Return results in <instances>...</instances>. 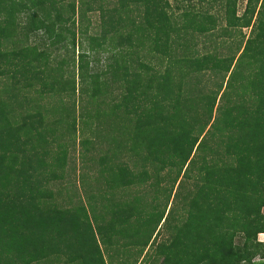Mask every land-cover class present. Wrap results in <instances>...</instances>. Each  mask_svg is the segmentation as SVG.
I'll return each instance as SVG.
<instances>
[{
  "label": "trees",
  "instance_id": "1",
  "mask_svg": "<svg viewBox=\"0 0 264 264\" xmlns=\"http://www.w3.org/2000/svg\"><path fill=\"white\" fill-rule=\"evenodd\" d=\"M170 1L0 0V264H106L102 245L108 264L116 252V264H134L133 247L147 245L179 177L181 212H166L165 224L171 213L177 221L155 264L264 258V98L246 97L264 77V0H245L240 14L238 0ZM91 11L100 30L89 35ZM96 49L108 54L95 70ZM151 53L153 67L139 58ZM204 71L217 79L212 88ZM75 139L109 200L106 222L92 193L86 204L49 186ZM143 183L150 200L164 194L163 206L127 196Z\"/></svg>",
  "mask_w": 264,
  "mask_h": 264
},
{
  "label": "rangeland",
  "instance_id": "2",
  "mask_svg": "<svg viewBox=\"0 0 264 264\" xmlns=\"http://www.w3.org/2000/svg\"><path fill=\"white\" fill-rule=\"evenodd\" d=\"M171 4H172V0L170 1ZM65 3V1H64ZM63 3V4H64ZM77 3V1H76ZM244 4H245V0H238V11L237 13L240 14L244 8ZM86 19L87 21L85 23L88 24L87 26V34L91 35L92 33H98V31L100 30L99 28V15H98V12L97 11H91V12H87L86 13ZM19 20H21L22 18H18ZM223 26V22H220L219 23V28ZM242 32L244 33V36L246 37L248 35V32H249V28H242L241 29ZM199 49H202L204 46H202V43H199L198 45ZM76 52H77V48H75ZM206 50V49H204ZM107 52H104V50L102 49H96V52L94 53H91L90 55V58H94V60L92 61V63L90 65H93L95 70L96 69H102L104 64L106 63V56H107ZM63 56V55H62ZM140 61H142L143 63L147 64V65H150V66H154L155 64V60L154 58L152 57V53L150 55H141L140 57ZM165 61V59H164ZM264 63V62H263ZM263 74H264V68H263ZM257 83L256 84H251L248 86V88L251 90H253V93L249 92V95H247V101L250 103V105H252V103L258 101V96H257V92L260 93V95H262V98H264V77H261V74L258 73L257 74ZM78 79L76 78V81ZM217 79L212 76V74L208 73V71H204V74L201 75V84L205 85L207 88L208 87H211L213 86V82H215ZM253 80V79H252ZM77 83V86H78V81L76 82ZM222 86L224 87L225 86V83L222 84ZM111 92V91H110ZM113 96L116 95V90H113ZM228 95V92L225 91L224 92V97H226ZM219 96V95H218ZM218 96L216 97V101H215V104H214V110H213V116H215L216 114V111H217V107L219 105H221L222 101L218 98ZM80 99L75 98V103H76V111H75V114L78 115V112H80V107L77 106L78 105H81L80 104ZM83 101H81L82 103ZM79 125V127H81L80 124H77V126ZM79 138V137H78ZM71 142V141H70ZM98 144H96V147H100L101 149H104L106 147V143L105 142H97ZM68 157H67V165H66V168H65V173H64V176L62 177L61 180H52L50 181L49 183V186L53 189V191H57L58 189H60V196L59 198L62 199V197L64 196L65 192H66V188L74 190V192L76 193V196L79 198H81L83 200V202H85L87 204V198L86 196H88V193H92V197H91V201H93V203L96 204V207H95V213L99 215H101L100 219H102L104 222H106V217H107V213H108V209L110 207L109 203H108V199H105L103 196H101V194L103 193V190L101 189H97L94 190V185L96 184L97 185V180H96V177H97V174H96V166L94 168V166H92V164H94L92 161H89V160H82L81 159V144L79 143L78 139L72 143H70L69 145V149H68ZM87 158V157H86ZM125 161L127 160L129 163V165L131 166L132 165V159H124ZM165 171V170H164ZM162 171V172H164ZM83 176V177H82ZM83 178V183L80 181V178ZM181 177H179L177 179V181H179ZM86 180V181H85ZM84 181L86 182V184H84ZM101 181L102 180H98V182L101 184ZM150 180H148L149 182ZM177 181L176 183L173 185L172 189H171V192H170V196H169V199H168V202H167V205L165 207V213L169 210V209H172V212L173 211H180L179 208L181 207L180 206V200L179 198H172L173 197V193H175L176 191V185H177ZM190 181V180H189ZM188 181V182H189ZM187 182V183H188ZM162 186H166V183L165 182H162V185L160 188H163ZM127 191H125V193H127V196L128 194L131 195V194H138V195H142L144 200L146 201H151L152 202H156L158 203L159 202V207L163 206L164 204V199H163V193H160L158 194V198H156V200H150L153 192H152V189L150 187H147V184L146 183H143L142 185H135V186H130L129 188L125 189ZM79 198V199H80ZM123 198V196H122ZM146 201H142V203L144 204L143 207L145 206V204H148V202ZM146 202V203H145ZM155 204V203H154ZM143 207L138 204V208L140 209H143ZM154 209V208H153ZM156 209H157V206H156ZM149 210V209H148ZM175 212V213H178ZM156 210L154 209V212H151V213H155ZM263 212H264V208H263ZM176 214L174 213H171L169 214L168 216V220H167V223H166V227L167 225L170 227L173 223H176L175 220V216ZM144 215H141L140 219H144L146 218V221H149V219L151 220L152 217H151V214L148 213L147 215H145V217H143ZM138 218V217H137ZM101 220V221H102ZM140 220V221H141ZM192 222L193 220L191 218H184L182 219L180 222H181V229H184L186 227V224L188 225L189 222ZM103 222V223H104ZM135 222L137 223V219L135 220ZM102 223V224H103ZM101 224V223H100ZM203 226H200L199 230L201 231L203 228ZM118 228L122 231L124 230L121 226H118ZM166 229V228H165ZM131 232V230H130ZM168 232L169 231H166V230H163V233L161 235L160 238H162L163 236L165 235H168ZM185 232V230L183 231V233ZM181 233V234H183ZM183 236L185 237V234H183ZM158 238V240L160 239ZM256 240H259V241H264V233H258L257 236H256ZM127 242L124 243V245H126ZM126 249V247H124ZM176 251V250H175ZM106 255V254H104ZM118 252H116L115 254L112 255L111 257V261L112 263L114 262V264L117 263V257H118ZM255 262L257 264H264V258L262 260H257L255 258ZM111 263V264H112ZM54 264H58L57 262H54ZM64 264V263H63ZM65 264H68V263H65Z\"/></svg>",
  "mask_w": 264,
  "mask_h": 264
},
{
  "label": "crops",
  "instance_id": "3",
  "mask_svg": "<svg viewBox=\"0 0 264 264\" xmlns=\"http://www.w3.org/2000/svg\"><path fill=\"white\" fill-rule=\"evenodd\" d=\"M166 213L163 214L162 219H160V221L158 222V224L156 225L155 229L152 231L150 238L148 240L147 245L142 249V251L140 252V248L139 246H135L133 247V256H131L130 259H128L130 262L134 261V264H155V259L158 258L157 260L160 261L162 259V256H156L155 254V249L156 246L159 245V243L165 239L168 235L163 236L162 238L161 235L163 233V230L168 231V227H166V224L164 223V217H165ZM166 228V229H165ZM158 238H160L158 240ZM127 241V239H126ZM121 239H118L117 243L115 244V247L118 249H121ZM102 247V251H103V257L104 260L106 262V264H108V257H107V253H111L110 249H106L105 251V246H101ZM106 254V255H104ZM154 259V260H153ZM122 260V254L118 255L117 257V261H121ZM157 263V262H156Z\"/></svg>",
  "mask_w": 264,
  "mask_h": 264
},
{
  "label": "built area",
  "instance_id": "4",
  "mask_svg": "<svg viewBox=\"0 0 264 264\" xmlns=\"http://www.w3.org/2000/svg\"><path fill=\"white\" fill-rule=\"evenodd\" d=\"M257 260H260V259H258V258H256Z\"/></svg>",
  "mask_w": 264,
  "mask_h": 264
}]
</instances>
